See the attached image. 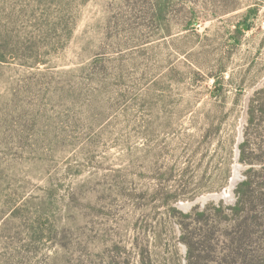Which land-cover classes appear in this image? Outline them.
Returning <instances> with one entry per match:
<instances>
[{
	"label": "rangeland",
	"instance_id": "obj_1",
	"mask_svg": "<svg viewBox=\"0 0 264 264\" xmlns=\"http://www.w3.org/2000/svg\"><path fill=\"white\" fill-rule=\"evenodd\" d=\"M263 87L264 0H0V264H185Z\"/></svg>",
	"mask_w": 264,
	"mask_h": 264
},
{
	"label": "trees",
	"instance_id": "obj_2",
	"mask_svg": "<svg viewBox=\"0 0 264 264\" xmlns=\"http://www.w3.org/2000/svg\"><path fill=\"white\" fill-rule=\"evenodd\" d=\"M246 124L244 140L238 146V161L248 168L243 181L233 190L232 205L220 201L183 213L173 206L182 198L173 190L160 204H153V211L163 207L167 217L179 227V240L186 247L185 264H264V142L262 145L256 140L264 125V87L249 102ZM250 132L257 138H249ZM151 193L157 199L156 193ZM144 199L138 196L134 203L139 206ZM139 211L140 215L147 212V206ZM139 251L140 264H150L142 253L144 249Z\"/></svg>",
	"mask_w": 264,
	"mask_h": 264
}]
</instances>
